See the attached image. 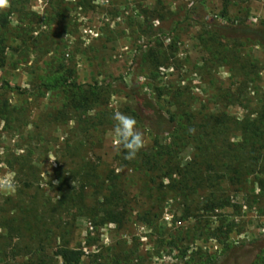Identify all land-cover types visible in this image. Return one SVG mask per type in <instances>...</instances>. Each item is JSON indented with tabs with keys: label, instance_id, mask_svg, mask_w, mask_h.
Instances as JSON below:
<instances>
[{
	"label": "rangeland",
	"instance_id": "374dc122",
	"mask_svg": "<svg viewBox=\"0 0 264 264\" xmlns=\"http://www.w3.org/2000/svg\"><path fill=\"white\" fill-rule=\"evenodd\" d=\"M12 5L0 32V177L14 174L16 191L0 194V264H64L59 247L81 250L79 264H221L224 245L264 264V149L249 174L221 167L223 152L243 151L242 121L264 110V47L200 23L264 25V0ZM152 109L173 114L177 130L146 128ZM117 110L145 136L132 161L113 147ZM204 125L215 126L213 144L181 142ZM206 161L224 175L216 195L230 201L213 213L200 210L210 189L184 200L168 176L193 162L204 173Z\"/></svg>",
	"mask_w": 264,
	"mask_h": 264
},
{
	"label": "trees",
	"instance_id": "16d2710c",
	"mask_svg": "<svg viewBox=\"0 0 264 264\" xmlns=\"http://www.w3.org/2000/svg\"><path fill=\"white\" fill-rule=\"evenodd\" d=\"M14 6H10V9L7 12L0 13V32L3 33V30L8 26V18L14 13ZM202 25H207L215 35L220 36L222 38L229 39H242L246 41L254 42L262 47H264V25H250L244 22L232 24V25H222L220 23L215 22H206L201 21ZM5 52L4 38L0 36V59H2ZM7 88L10 86L7 83H4ZM88 98L84 101L87 102ZM142 101V99H139ZM153 110V109H152ZM8 114V105L4 104L0 106V116L5 118ZM144 124L146 128H148L151 132L155 134L160 133H168L171 131H176V119L173 114L162 113L161 111L153 110L148 116L143 118ZM214 125L202 126L201 130L197 133V135H184L181 139V142H187L189 140V136H193V141L197 142L196 149L201 152L203 148V143L213 144V136L214 132L212 129ZM240 132L242 133V142L241 148L243 151L239 153H228L223 152L224 161L222 163V169L225 167L230 168V166L236 167L241 171H245L247 174L250 171V168L253 164H257V162L261 161V149H264V110L256 115L254 119L247 118L242 121ZM205 149H209L207 146ZM166 154V153H165ZM169 155V153H168ZM156 158V154L151 156ZM150 157L149 161H147L150 166L152 163V158ZM247 158L249 160H254L256 162H251L249 164H243L244 160ZM251 158V159H250ZM254 158V159H252ZM157 159V158H156ZM206 170L203 173L201 168L196 165V162L189 163L186 167L180 168L175 167L169 168L171 175L172 171L176 173L178 179L175 182V188L179 191V194L183 196L184 200H187V193L190 191H198L201 189H210L209 193L202 198L200 209L204 212H215L217 210H222L227 207L230 203L229 199L224 197H218L215 193V187L219 184L218 179L222 178L224 175H220L221 177L213 176L215 172V167L213 161H206ZM246 162V161H245ZM166 165L167 163H161L160 161L153 165ZM205 165V164H204ZM168 169V170H169ZM206 174V175H205ZM236 177L239 175V171H235ZM249 174V173H248ZM200 175L204 176L201 177ZM218 176V175H217ZM171 178V177H170ZM190 208H187L186 212H189ZM108 214H112V211L107 210ZM189 214V213H188ZM116 218H112V222L120 223V217L118 214ZM119 217V218H118ZM215 235L217 238L219 236L225 237L227 234L222 232L220 229L215 231ZM220 240V239H219ZM222 240V239H221ZM224 242V241H223ZM222 242V243H223ZM225 244V243H224ZM225 249H229L225 261L221 264H247L252 262L251 259H256L257 255L253 252L251 253L246 247H229L228 245H224ZM55 255L61 259L64 264H79L81 257L83 255L81 250L78 249H70L67 247H59L55 252ZM255 256V257H254ZM214 263V259L212 256L208 257L205 262H201V264ZM39 264H46L44 262H39Z\"/></svg>",
	"mask_w": 264,
	"mask_h": 264
},
{
	"label": "clouds",
	"instance_id": "9594fccd",
	"mask_svg": "<svg viewBox=\"0 0 264 264\" xmlns=\"http://www.w3.org/2000/svg\"><path fill=\"white\" fill-rule=\"evenodd\" d=\"M107 4V0H103ZM10 7V0H0V11ZM111 119L114 121L113 133V147L115 150H123L125 152L124 158L132 161L136 159L138 153L146 147V140L143 131L138 128L137 120L126 113L115 111ZM194 132V129H190ZM54 162V158H52ZM16 191V182L14 174L0 177V194L9 195Z\"/></svg>",
	"mask_w": 264,
	"mask_h": 264
}]
</instances>
